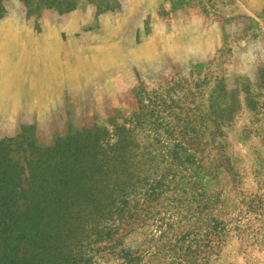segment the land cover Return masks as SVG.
I'll list each match as a JSON object with an SVG mask.
<instances>
[{"label": "rangeland", "instance_id": "1", "mask_svg": "<svg viewBox=\"0 0 264 264\" xmlns=\"http://www.w3.org/2000/svg\"><path fill=\"white\" fill-rule=\"evenodd\" d=\"M0 187L16 264H264V0H0Z\"/></svg>", "mask_w": 264, "mask_h": 264}, {"label": "trees", "instance_id": "2", "mask_svg": "<svg viewBox=\"0 0 264 264\" xmlns=\"http://www.w3.org/2000/svg\"><path fill=\"white\" fill-rule=\"evenodd\" d=\"M183 167L185 171L192 174L190 166ZM175 178L176 176H173V180ZM170 184H172L171 180L169 181L168 177H163L160 182L152 185L145 195L144 203L148 204L153 197H158L160 191L164 188H169ZM1 190L2 188L0 187V264H16L18 252L15 249L19 248H23L25 254L32 252L33 255L47 257V250L45 248L47 241L45 239L52 241V232L55 233L58 230V223L63 217L62 212L52 211L48 207H45L44 205L49 203L51 198L44 196L35 202L38 207L28 209L20 214L15 213L12 210V201L2 195ZM61 197L59 196L58 199L60 200ZM121 206L122 208L116 213L120 228L129 226L133 219L138 218L139 211H142L144 208H140V204L132 205L130 201H122ZM223 230H218V226L213 228L214 233L207 242L213 244V247L218 246L220 241L218 232ZM42 231L47 232V237L43 239L40 237ZM24 234L27 236L25 239L20 236ZM106 237H110V234H107ZM8 244L14 247L9 253L5 251V247ZM29 258L31 259V256ZM122 258L125 264H136V258L130 254L122 253ZM38 262L41 263L42 261Z\"/></svg>", "mask_w": 264, "mask_h": 264}]
</instances>
